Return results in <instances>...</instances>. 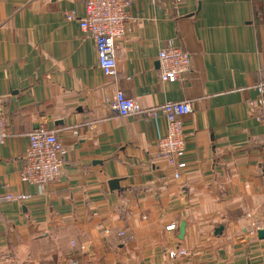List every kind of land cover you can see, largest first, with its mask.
<instances>
[{"label":"crops","instance_id":"0c3cea01","mask_svg":"<svg viewBox=\"0 0 264 264\" xmlns=\"http://www.w3.org/2000/svg\"><path fill=\"white\" fill-rule=\"evenodd\" d=\"M68 12L81 18L82 3L0 0V96L11 111L0 196L28 195L0 203V264H264V224L249 217L264 207V126L250 103L264 80V0H132L114 77ZM167 47L191 57L180 81H160ZM118 90L142 108L190 102L178 179L155 149L166 122L116 116L105 101ZM38 125L67 151L41 191L19 175ZM171 250L186 254L171 260Z\"/></svg>","mask_w":264,"mask_h":264},{"label":"built area","instance_id":"2783aa9c","mask_svg":"<svg viewBox=\"0 0 264 264\" xmlns=\"http://www.w3.org/2000/svg\"><path fill=\"white\" fill-rule=\"evenodd\" d=\"M82 3L84 15L76 18L73 12L65 13V20H76L80 31L86 32L95 44L97 67L106 76H116V51L118 42L128 31L129 8L132 0H75ZM164 1V0H152ZM159 78L163 83L180 81L191 70V57L184 49L167 47L158 55ZM264 68V66H263ZM256 98L250 102L257 110V119L264 126V80L256 84ZM106 107L118 117L143 116L154 120L159 116L166 122V133L157 139L155 149L162 158L174 179L181 176L180 171L185 167L182 118L192 112L188 101L167 102L151 108L139 107L132 98L118 90L115 95L106 99ZM10 110L0 96V143L10 133L7 126ZM31 131L27 136V148L24 154L23 166L20 171V182L32 185L41 191L46 185L55 182L67 163L66 149L58 140L56 134L44 125ZM28 198L26 193L8 192L0 196V203L14 201L21 203ZM255 225L264 224V207L258 214H252ZM177 225L171 223L167 231L175 230ZM118 233V236H122ZM79 250L83 251L84 247ZM185 251L171 250L169 259L185 255ZM75 262L74 264H76Z\"/></svg>","mask_w":264,"mask_h":264},{"label":"water","instance_id":"95a60500","mask_svg":"<svg viewBox=\"0 0 264 264\" xmlns=\"http://www.w3.org/2000/svg\"><path fill=\"white\" fill-rule=\"evenodd\" d=\"M109 187L112 188V189H118V182L113 180V181H110L109 182ZM184 223L182 222L179 226V229H178V232H179V239H181L183 237V233H184ZM222 230V226H219V228L215 229L214 230V234H218L219 235V232ZM257 236L258 238L262 239L264 238V233L263 232H258L257 233Z\"/></svg>","mask_w":264,"mask_h":264}]
</instances>
